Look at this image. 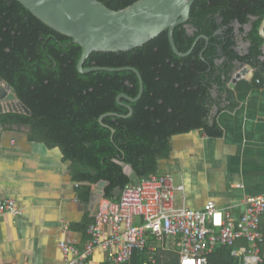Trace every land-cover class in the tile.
<instances>
[{"label":"trees","instance_id":"trees-1","mask_svg":"<svg viewBox=\"0 0 264 264\" xmlns=\"http://www.w3.org/2000/svg\"><path fill=\"white\" fill-rule=\"evenodd\" d=\"M118 10L136 0H98ZM264 17V0H194L188 20L173 30L176 55L167 31L128 51L92 52L83 67L132 66L143 82L139 91L131 70H94L80 73L81 47L32 15L17 0H0V78L15 90L30 115L4 114L3 119L30 128V136L58 146L77 182L105 181L104 197L118 199L131 181L123 172L129 164L140 179L157 173L158 160L168 156L173 135L197 129L220 136L216 114L233 109L235 92L264 87V39L258 32ZM237 34L246 42L237 49ZM249 65L250 80L228 83L238 67ZM258 81V82H257ZM118 115H106L104 113ZM108 127H106V126ZM114 130L112 132L111 130ZM86 205L89 185L76 188ZM92 218L84 225L92 222ZM232 247L219 245L208 264H238ZM158 264H177L171 253ZM147 256L135 251L131 264Z\"/></svg>","mask_w":264,"mask_h":264},{"label":"crops","instance_id":"crops-1","mask_svg":"<svg viewBox=\"0 0 264 264\" xmlns=\"http://www.w3.org/2000/svg\"><path fill=\"white\" fill-rule=\"evenodd\" d=\"M234 96L235 107L216 114L220 136L197 129L173 135L168 156L158 160L157 173L184 186L175 192L177 204L200 209L212 201L237 218L247 195L264 194V87ZM17 107L16 99L0 100V198H13L20 209L16 216L0 213V264H64L59 243L83 249L90 239V225H84L109 200L104 197L107 183L102 193L100 181H75L58 146L31 137L26 124L3 119L7 113L25 114L8 111ZM78 185L90 186L86 205L76 192ZM260 230L264 234V218ZM243 246H248L244 239L234 244ZM167 253L175 255L160 253L159 261ZM260 255L264 264V241ZM104 258L105 251L97 247L81 264H101Z\"/></svg>","mask_w":264,"mask_h":264},{"label":"built area","instance_id":"built-area-1","mask_svg":"<svg viewBox=\"0 0 264 264\" xmlns=\"http://www.w3.org/2000/svg\"><path fill=\"white\" fill-rule=\"evenodd\" d=\"M183 190L165 173L129 183L118 199L108 200L94 215L83 249L59 243L64 264L83 263L97 247L105 251L101 264H131L135 251L147 256L143 264H158L164 252L174 253L178 264H208L209 254L219 245L231 246L242 264L262 262L264 194L247 195L244 211L234 218L212 201L200 209L177 204L175 192ZM0 213L16 216L20 209L13 198H0ZM240 239L248 246L235 248Z\"/></svg>","mask_w":264,"mask_h":264},{"label":"water","instance_id":"water-1","mask_svg":"<svg viewBox=\"0 0 264 264\" xmlns=\"http://www.w3.org/2000/svg\"><path fill=\"white\" fill-rule=\"evenodd\" d=\"M17 1L45 25L70 37L73 43L81 47V55L77 62V69L80 73H88L94 70H131L137 75L139 81L137 96L131 98L123 93L117 96V102L129 110L128 114L119 116L126 117L132 113V108L128 104L122 103L120 98L129 102H135L139 99L143 90L141 75L132 66L83 67V63L92 52L128 51L142 46L163 31H167L170 46L176 55L185 56L192 49L190 48L185 53L180 52L174 43L173 30L188 20L194 0H136L118 10L111 9L98 0ZM258 32L264 39V17ZM237 65L239 69L233 73L228 83V87L232 90H234L239 79L250 80L253 76V70L249 65H241L239 62ZM0 82L3 84L0 86V100L16 99L18 104L17 108H10L8 111L30 115V109L17 98L15 90L2 78H0ZM106 115L118 114L104 113L99 118L100 123H102V117ZM111 131L114 132L113 129ZM123 172L133 184L139 183L140 178L129 164H123ZM105 184V181L98 183V188L102 193Z\"/></svg>","mask_w":264,"mask_h":264},{"label":"rangeland","instance_id":"rangeland-1","mask_svg":"<svg viewBox=\"0 0 264 264\" xmlns=\"http://www.w3.org/2000/svg\"><path fill=\"white\" fill-rule=\"evenodd\" d=\"M237 49L239 50V51H243L244 49H245V47H246V42H244L243 40H242V37H241V35L240 34H237ZM239 69V66L235 69V71L236 70H238ZM174 179H175V182H177L178 181V177H174ZM167 258V257H166ZM177 264H178V260H177Z\"/></svg>","mask_w":264,"mask_h":264}]
</instances>
